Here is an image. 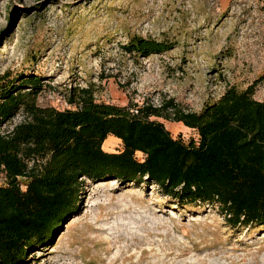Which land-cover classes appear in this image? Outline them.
Wrapping results in <instances>:
<instances>
[{
  "label": "rangeland",
  "instance_id": "1",
  "mask_svg": "<svg viewBox=\"0 0 264 264\" xmlns=\"http://www.w3.org/2000/svg\"><path fill=\"white\" fill-rule=\"evenodd\" d=\"M129 35L174 46L133 61L119 48ZM31 74L43 79L37 106L60 111L64 89L88 83L97 101L118 106L173 100L198 112L227 87L254 81L262 100L264 0H0V76ZM163 122L173 137L196 139ZM112 138L104 152L121 149ZM82 181L76 210L26 264H264V225L231 228L216 205L179 203L145 182Z\"/></svg>",
  "mask_w": 264,
  "mask_h": 264
},
{
  "label": "trees",
  "instance_id": "2",
  "mask_svg": "<svg viewBox=\"0 0 264 264\" xmlns=\"http://www.w3.org/2000/svg\"><path fill=\"white\" fill-rule=\"evenodd\" d=\"M173 46L129 35L119 48L137 61ZM7 77L0 76V127L19 112L25 117L0 134V264H26L30 250L45 247L76 210L82 179L145 182L179 203L216 205L231 228L264 225V98L254 97L258 81L243 90L227 87L198 112H184L173 100L132 112L137 105L97 101L93 83L74 85L64 89L67 108L60 111L37 106L42 78ZM163 120L181 123L196 139L173 137ZM108 137L120 141L119 151L102 150Z\"/></svg>",
  "mask_w": 264,
  "mask_h": 264
},
{
  "label": "built area",
  "instance_id": "3",
  "mask_svg": "<svg viewBox=\"0 0 264 264\" xmlns=\"http://www.w3.org/2000/svg\"><path fill=\"white\" fill-rule=\"evenodd\" d=\"M136 105H137L136 108H134V109L132 110V112H137V109H138L139 107H142V106H143L142 103H137ZM13 127H14V126H13ZM13 127H11V129H10L9 132H11V130L13 129ZM9 132H8V133H9Z\"/></svg>",
  "mask_w": 264,
  "mask_h": 264
},
{
  "label": "crops",
  "instance_id": "4",
  "mask_svg": "<svg viewBox=\"0 0 264 264\" xmlns=\"http://www.w3.org/2000/svg\"><path fill=\"white\" fill-rule=\"evenodd\" d=\"M179 124H181V123H179ZM181 126L183 127V128H185L182 124H181ZM186 129V128H185ZM188 130V129H187ZM113 139V138H112ZM115 139V138H114ZM115 140H117V139H115ZM117 141H119V140H117ZM116 147H119V146H116Z\"/></svg>",
  "mask_w": 264,
  "mask_h": 264
}]
</instances>
